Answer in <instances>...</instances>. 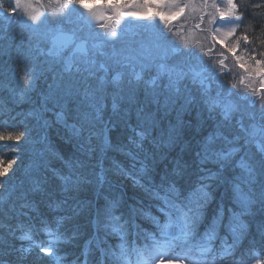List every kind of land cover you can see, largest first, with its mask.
<instances>
[{
  "label": "snow or ice",
  "instance_id": "snow-or-ice-1",
  "mask_svg": "<svg viewBox=\"0 0 264 264\" xmlns=\"http://www.w3.org/2000/svg\"><path fill=\"white\" fill-rule=\"evenodd\" d=\"M137 2L49 0L58 5L50 14L33 9L31 0H14V6L9 7L0 0L5 31L22 25L31 32L29 40L36 38L35 55L26 57L21 69L23 88L19 95L23 98L32 91L38 79L36 61L47 57L52 75L43 99L59 108L56 122L67 130L79 156L65 160L53 152L67 172L51 167L50 162L43 167L60 180L65 197L62 203L75 200L80 209L93 214L99 264H164L165 260L167 264H189V258L191 264H222L236 256L239 237L246 229L242 221L238 226L233 221L254 212L264 213V0H139L143 13L132 10ZM97 8L113 14L98 17ZM186 9L199 12L192 27L203 34L202 39L173 25ZM122 17L149 21L150 40L134 48L124 38ZM57 65L59 70L54 67ZM226 76L232 79L225 81ZM257 79L258 88L254 86ZM109 100L111 115L106 119ZM197 107L198 116L206 112V120L214 126L201 135L206 123L201 118L193 131V138H200L193 146L184 139L185 130L193 126L181 117ZM174 110L176 123L169 121L163 127L162 122ZM133 113L135 125L131 123ZM118 125L131 133L127 144L114 145L110 138L109 133ZM27 135L26 130L0 131V142H12L11 150L18 154V144ZM177 145H181L180 152L160 167ZM48 150L52 151L51 146ZM109 151L129 157L130 168L115 160L105 168ZM18 158L5 161L0 156V178L7 177L0 182V190L11 193L15 189L9 182V170ZM110 174L130 177L149 204L143 199L126 204ZM224 187L239 208L228 209L231 243L219 235L223 203L203 232L199 231L208 206ZM29 191L43 193L45 189L41 181L33 179ZM87 192L92 198H81ZM21 195L27 198L28 192ZM153 207L159 215L153 214ZM138 218L154 230L142 227ZM47 234L49 246H36L60 264L62 257L57 253L62 233L47 230ZM108 237L118 242L109 244ZM19 238L32 240L27 232ZM21 251L30 252L31 247ZM90 251L88 247L82 253L84 264H88ZM239 264H244L242 258ZM254 264H264V258Z\"/></svg>",
  "mask_w": 264,
  "mask_h": 264
},
{
  "label": "trees",
  "instance_id": "trees-1",
  "mask_svg": "<svg viewBox=\"0 0 264 264\" xmlns=\"http://www.w3.org/2000/svg\"><path fill=\"white\" fill-rule=\"evenodd\" d=\"M4 2L5 7L14 6V0H4ZM259 2L260 0H253V3ZM31 4H35L38 9L46 10L50 14L53 9L58 8V5L49 3V0H35ZM132 10L143 13L144 5L138 0L137 4L132 6ZM156 10L152 9V11ZM197 15H199V12L186 9L185 13L177 17L172 23L176 28L185 31L186 34L190 32V34L202 39L203 34L196 33V30L192 27L197 23L195 19ZM185 16L188 17L187 20L184 19ZM157 23L160 22L157 20ZM120 24L124 26L125 31L127 30L126 26L132 28L125 32L126 35L124 36L132 35V40L135 39V47H138L140 42L147 43L148 38H151L152 26L149 21L135 17H122ZM160 27H163L162 23H160ZM256 33L259 34L258 27ZM30 35V30L25 29L22 25H14L11 29L5 31L4 24L0 21V131L26 130L28 133L27 138L22 139L18 144V154L11 150L12 142H0V156L5 161L14 159L17 155L19 157L17 163L9 170L11 176L9 182L15 185V189L11 193L0 190V192H3V195L0 196V264H57L55 256L44 254L36 246H49L50 237L47 230H58L62 233L57 253L62 257L60 264H84L85 257L82 253L88 247L91 248L88 255V264H99L100 253L96 249L93 240L95 231L91 222L93 214L87 209H80L75 200L69 199L68 203H62L61 201L65 197L60 191V180L43 167L46 162H50L51 167L67 172L62 161L57 159L53 152L58 153L65 160L79 156L75 148V142L68 138L67 130L62 124L56 122L55 113L59 111V108L54 107L51 101L45 103L43 99L48 94L47 85L51 82L52 75L48 71L47 57L41 56L36 61L38 79L32 91L23 98L19 95L23 88L20 77L23 75L21 69L25 58L35 55L36 38L33 37L29 40ZM203 43L207 44V41L204 40ZM41 46L44 47L45 45ZM217 51H219L218 48ZM226 63L229 68L233 67L230 61H226ZM54 67L59 70L58 65ZM236 77L237 75L235 79ZM224 79L228 81L232 77L226 76ZM257 86L259 87V83ZM161 101L163 102V98H161ZM107 103L108 108L104 113L106 119L111 115V101L109 100ZM198 111H200L198 107L193 108L190 112L183 113L181 117L193 126L192 130L186 129L184 133V139L191 141L193 146L195 139L200 138H193L195 126L201 118L206 120L207 117L206 112L202 113V117L198 116ZM114 119L116 118L114 117ZM169 121L172 124L176 123L177 112L175 110L170 112L164 119L162 126L166 128ZM131 123L133 125L136 123L134 113L131 116ZM213 126L212 121L206 120L201 135H206L208 131L212 130ZM109 135L114 145L127 144V138L131 133L128 129L118 125ZM45 137H47V140H45ZM49 146L52 148L51 152L48 150ZM146 147L150 146L146 144ZM180 150L181 145H177L170 150L169 160L162 162L160 167L168 164ZM113 160L125 168H130V158L117 151L107 153L104 158V167L110 168ZM38 165L39 167H37ZM96 171H99V168ZM109 178L119 185L120 190L125 195L126 204H133L140 199H143L145 205L149 204V201L142 196V190L133 185L130 177H116L110 174ZM33 179L41 181V186L45 189L43 193L29 191ZM6 180L7 177L0 178V182ZM22 192H28L27 198L21 195ZM85 197L92 198V193L87 192L81 195V198ZM229 197L230 192L226 187L218 190L215 200L206 210V216L199 231L203 232L205 225L211 221L218 205L223 203L225 214L219 229V235L227 238L228 242L231 243L232 234L227 227L231 213L228 209L239 211V208L233 205ZM151 211L153 214L159 215L154 207ZM241 221L246 225V229L239 237L236 256L229 258L222 264H232L233 260L239 264L241 258L244 264H253L256 259L264 258V213L254 212L251 215L241 217L239 221H233V223L238 226ZM137 223H140L146 229L154 230L152 225L139 218ZM26 232L32 236V240H21L19 238ZM90 240L92 241L91 245L88 243ZM107 240L112 245L118 242L115 237H108ZM216 243L218 246L220 241L217 240ZM29 247H31L30 252L21 251V249ZM189 261H191V258H189ZM105 264H110V262L106 261Z\"/></svg>",
  "mask_w": 264,
  "mask_h": 264
},
{
  "label": "rangeland",
  "instance_id": "rangeland-1",
  "mask_svg": "<svg viewBox=\"0 0 264 264\" xmlns=\"http://www.w3.org/2000/svg\"><path fill=\"white\" fill-rule=\"evenodd\" d=\"M33 1H35V0H31V2H33ZM32 6V8L33 9H38L37 7H36V5L35 4H31ZM96 14H97V16L98 17H103V16H106V15H111L112 14V12L110 11V13H109V10L108 9H106V8H97L96 9ZM100 23H105V24H109V25H111V21H107V20H100L99 21ZM127 30L125 31V32H127L128 30H130V29H132L130 26H126L125 27ZM119 30V29H118ZM97 31H103V29H100L99 27H97ZM192 31V30H191ZM193 32V31H192ZM126 35V34H125ZM188 35H193V34H190V32L188 33ZM133 36L132 35H130V36H128V37H126V36H124V38L125 39H127L129 42H131L132 43V46L135 48V44H134V41H135V39H134V41L132 40L133 38H132ZM141 38V37H140ZM139 38V39H140ZM148 40H150V38H148ZM119 45V44H118ZM120 46V45H119ZM118 46V47H119ZM235 72H239V70H235ZM240 75H243V73L241 72L240 73ZM240 77H239V75H237V77H236V80H238ZM259 82H258V79L254 82V86L256 87L257 86V84H258ZM258 87V86H257ZM157 264H160V262L159 261H157ZM164 264H167V261L165 260V262H164ZM189 264H191V261H189Z\"/></svg>",
  "mask_w": 264,
  "mask_h": 264
}]
</instances>
